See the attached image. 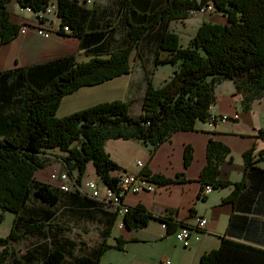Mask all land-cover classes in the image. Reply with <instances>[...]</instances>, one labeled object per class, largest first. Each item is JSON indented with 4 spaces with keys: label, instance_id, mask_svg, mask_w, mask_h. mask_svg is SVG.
Returning <instances> with one entry per match:
<instances>
[{
    "label": "trees",
    "instance_id": "obj_1",
    "mask_svg": "<svg viewBox=\"0 0 264 264\" xmlns=\"http://www.w3.org/2000/svg\"><path fill=\"white\" fill-rule=\"evenodd\" d=\"M53 0H0V46L18 37L21 26L10 19L9 4L16 2L22 8L34 12L45 11ZM57 16L61 27L68 25L71 36L84 38L89 33L93 10L81 5L79 0H57ZM136 0H123L122 19L126 27L123 45L112 51L107 58L100 56L88 62L78 63L73 58L61 59L48 65L22 71L24 89L17 95L16 114L0 120V224L6 214H13L12 230L0 238V264H100L109 249L124 250L127 242L117 239L111 247L103 235V243L90 247L79 241L65 238L69 232L49 231V213H32L27 210L32 199L54 207L65 195H80L75 192L52 189L50 185L37 182L35 173L48 165L47 150L59 149L67 152L62 160L70 174L75 173L77 181L83 184L88 164H93L97 176L108 187L115 188L117 178L111 173L121 168L112 161L105 150V144L113 140H138L144 143L151 154L158 146L168 142L172 135L181 131H194L196 123H208L211 108L215 104V85L218 81H234L240 93L253 99L264 95V0H165L159 15L151 16L142 8L140 18L133 9ZM213 5L216 12L224 14L229 24L203 23L195 38L183 47L180 37L166 31L160 40V48L168 53L164 61L157 64L172 65L173 76L162 87L155 88L148 81V90L143 100L139 117L131 115V103L112 101L75 112L64 118H57L65 97L82 88L103 85L132 72L131 56L136 52L144 36L160 23L184 21L190 12ZM150 17V19H149ZM45 23V19H40ZM151 20V21H150ZM150 21V22H149ZM100 32L104 45L112 43L118 29L111 21ZM229 153L221 143L210 140L208 162L201 174L203 187L214 189L233 187L224 202L237 203V196L249 187L251 171L264 172L253 166L251 153L245 154L246 178L240 183L221 182L220 165ZM193 161L192 149H185V167ZM148 175V171L142 172ZM182 176L175 181L155 175L151 180L159 185L182 182ZM250 189V188H249ZM248 189V191H249ZM85 198L84 196H81ZM34 216L38 220H27ZM38 216V218H37ZM239 216H233L227 234ZM154 217L142 205L129 209L124 217L127 230H143ZM167 231L175 233L185 224L163 219ZM27 243L34 248L23 258L17 257L12 247ZM12 248V249H11ZM200 264H264V250L233 241L221 239V246L201 257Z\"/></svg>",
    "mask_w": 264,
    "mask_h": 264
},
{
    "label": "crops",
    "instance_id": "obj_2",
    "mask_svg": "<svg viewBox=\"0 0 264 264\" xmlns=\"http://www.w3.org/2000/svg\"><path fill=\"white\" fill-rule=\"evenodd\" d=\"M112 5L108 6L107 0H97L93 7L89 8L93 10L89 33L91 30L94 32L87 37L78 38L58 33L60 21L55 18L51 20V24L40 23L34 12L22 8L16 2L9 4L11 21L21 27L30 25L31 28L27 29L26 33L20 32L9 44L0 46V120L16 114L17 99L20 96L17 94L20 89H24L22 71H29L37 66L48 65L65 58H73L78 63H86L97 56L107 58L112 51L123 45L126 36L124 24L122 39L116 30L109 46L104 45V40L100 36V32L106 28L109 20L108 11ZM132 6L138 12V19L141 14L140 6L147 9L152 17L154 16L151 12L155 9V0H136ZM190 21L185 22L183 27L192 28ZM211 23L218 22L211 20ZM200 26L198 24L195 29L198 30ZM158 30L159 27L145 35L150 42L146 43L144 48L140 43L142 47L139 49L142 51L140 50V54L134 57L138 67L132 64V72L119 78L128 81L124 83L128 88L124 87L123 90L126 97L129 95L126 102L132 105L131 97L137 94L140 95L139 97H146L148 81L154 84L155 76L161 72L160 68L168 66L157 64V60L164 61L169 57L164 51L160 55L156 54L154 59L149 57L150 62L146 64L145 53L156 51L161 37L166 32H157ZM153 39L155 43L152 45ZM132 56L131 63H133ZM173 72L174 68L167 74L162 73L163 82H160L159 86L167 83ZM215 95L212 112L229 116L230 120L226 123L219 122L214 128H210L206 122L198 121L194 131L174 133L168 142L158 146L154 154H151L144 143L138 140L111 139L105 144L106 152L121 168L120 171L111 173L113 178L123 173L137 174L144 171L149 172L148 175H143L146 178L158 175L175 181L178 176H182V182L166 185L153 182L155 191L125 195L126 206L133 208L142 205L154 217L147 228L129 231L125 226L120 227L118 224L125 216H121L120 219L111 208L105 207L96 200L83 198L81 195H65L61 192L59 203L54 207L32 199L27 205L28 212L30 214L39 212L41 217L43 213H49L48 218L41 219L50 222L49 231H62L64 228V232H69L65 238L85 243L90 247L98 248L103 243L102 236L105 234H110L107 242L111 247L117 245L118 238L127 242L124 250L106 251L100 264H200L203 255L220 248L223 237L264 250V172L250 170L252 179H249V187L238 194L235 206L231 202H224L233 193L232 186L220 190L213 189L212 193L204 196L205 187L200 179L208 162L210 140L221 143L229 151L220 165L221 182L237 184L245 180L247 153H251L253 166L264 171V95L253 99L249 94L238 92L236 83L231 80L218 81L215 85ZM142 105L139 110L137 109L134 117L141 115ZM131 112L133 113L132 106ZM236 116L238 118H235ZM1 140H3L2 134H0ZM187 146L192 149L193 161L185 167ZM44 156L48 160V165L35 173V180L50 185L56 190L59 182L51 180V176L68 173L62 160L67 156V152L50 149ZM139 162L143 164L142 167L138 166ZM89 181L104 184L91 163L87 166L83 183ZM236 215L239 218L232 225L231 234L228 235L229 224L231 220L233 223V216ZM6 217L0 224L2 229L6 228L4 226ZM195 217L206 218L208 223L204 230L194 231L189 248L185 247V242L175 240V233L168 232L162 223L163 219H169L177 224L191 226ZM13 219L12 224L7 227L8 231L0 233V238L9 235ZM31 219L38 220L34 216H28L27 220ZM93 234L96 241L90 242L89 238ZM3 248L0 246V253L3 252ZM12 248L17 251V257L21 259L34 247L22 243Z\"/></svg>",
    "mask_w": 264,
    "mask_h": 264
},
{
    "label": "rangeland",
    "instance_id": "obj_3",
    "mask_svg": "<svg viewBox=\"0 0 264 264\" xmlns=\"http://www.w3.org/2000/svg\"><path fill=\"white\" fill-rule=\"evenodd\" d=\"M96 1L97 0H95L94 4L96 3ZM122 3H123V0H107L108 6L113 4L112 8H109V11H108L109 21H111L112 24L116 23V26L118 28L117 32L120 34L121 39L124 36V33H123L124 30L122 27L123 25L121 24V22L119 23V21L122 19V14H121ZM94 4H92L88 8H92ZM164 4H165V0H155L156 6H155V9L152 10L151 14H154V17L156 14L159 15L160 9ZM189 20H191L189 23L192 26V28H189L188 26L183 27V25H185V22H187ZM189 20L188 19L184 20V21H177L176 20V21H172L168 24L167 23H160V24L156 25L155 28L157 29L159 27V30L157 32L169 31V32H174V33L178 34V36L180 37L181 45L183 47H187L186 45L190 42L192 37L193 36H194V38L196 37L198 30H196L195 28L198 24L202 25L205 22H208L209 24H218V25H225V26L229 24L227 17L222 13L216 12L215 10L208 11L207 13H205L203 15H197V16H194L193 13L190 12ZM211 20H216V22H218V23H211ZM154 39H155V37H154ZM154 39L152 40V45L155 43ZM148 42H150V40H149V38H147V36H145L141 42L143 44V48H144V45H146V43L148 44ZM142 44H141V47H142ZM140 50L142 51V49H139L138 52H135L134 55L132 56V61H133L132 64H134V66H136V67H138V66L136 65V62L134 61V57L137 56V54L138 55L140 54ZM161 52H162V50L160 48V45L157 46L156 51L154 50L152 53L146 52L145 53V55H147L146 64H148L150 62V60H148L149 57H150L149 59H154L156 54L160 55ZM173 68H176V67H174L172 65L161 67L159 70L161 72H158L157 75L155 76L156 79H155L154 84L156 86L152 83L153 86L155 88L162 87L165 83L162 86L161 85L159 86V83L163 82V80H162L163 75H161V74L162 73L167 74V73L171 72ZM127 82H128L127 79L113 80L111 82H107V83L100 85V86L97 85V86L92 87V88L82 89L81 91H79L78 93H76L73 96H70V97L67 96L63 99L62 104L56 113V116H57V118H64L65 116H70V115H72L78 111L87 110V109L92 108L93 106L98 105V104L100 105V104L109 103L112 101H114V102L115 101H126V98H129V95H127V97H126V93L123 89H124V87L128 88V86H126L127 84L124 85V83H127ZM139 96L140 95L137 94L136 96H132L131 100L128 99L130 101H133L132 102L133 105L131 104L132 109H133L132 115H135V113H137V109L139 110L141 108L143 98H145L144 96H143V98L139 97ZM70 176H76V174L73 173V174H70ZM72 190H76V188H72ZM75 193H78L81 196H84L85 198H90V199L96 200L94 198H91L88 195L86 188L83 189L82 191H78ZM96 202L103 204L105 207L109 208V206L103 202H100L97 200H96ZM6 215H7V217H6V221H5V225H4L6 228H3V229L0 228V233L1 232L2 233L7 232L9 229L7 227H9L12 224V219H13L14 215L9 214V213ZM89 240H90V242H93V241L95 242L96 241L95 234L91 235Z\"/></svg>",
    "mask_w": 264,
    "mask_h": 264
},
{
    "label": "built area",
    "instance_id": "obj_4",
    "mask_svg": "<svg viewBox=\"0 0 264 264\" xmlns=\"http://www.w3.org/2000/svg\"><path fill=\"white\" fill-rule=\"evenodd\" d=\"M79 1L81 5L87 7L91 6L95 2V0H79ZM57 3H58L57 0H53L51 3H49L46 10L41 12L40 11L34 12L31 9L28 10L34 12L35 15L38 17L37 18L38 20L39 18L45 19L46 20L45 23L48 22L51 24V20H53L54 18L59 20L57 16ZM213 8L214 6L209 4L201 8L200 10L197 11L193 10L192 12L194 16L203 15L208 11L214 10ZM29 28H31L30 25L25 27L23 26L20 32L26 33L27 29ZM57 32L60 33L61 35L71 36L72 34V30L68 25L62 28L61 24ZM212 109L213 107L211 108V116L209 117V121L207 123L210 128H214L216 124L219 122L226 123L230 120L229 116L222 114H215L212 112ZM235 118H238V116H236ZM138 166L142 167L143 164L139 162ZM117 179H118L117 186L112 189L106 186L105 184L102 185L96 181H89L87 183L81 184L77 181L76 176H70L69 172L54 174L51 176V180L59 182L58 188L61 191L78 192L86 188V191L91 198H94L97 201L107 204L109 208H111V210H113L116 213V215L121 219L122 209H126V210L130 209V207L126 206V203L124 202L125 195L129 193L136 194L141 191L142 192L155 191V184L153 183L151 178L148 177L146 178L145 176H143V173H137V174L123 173L120 176H118ZM72 188H76V190H72ZM213 189L214 188L212 185L205 186L203 192L204 196H207L208 194L212 193ZM124 221H125L124 219H121V221H119L120 224L119 226L124 227L125 226ZM207 223L208 220L206 218L195 217L194 222L192 223L191 226L185 225L186 227L185 247L187 248L190 247L194 231L204 230L207 226ZM175 237L177 238V231L175 232Z\"/></svg>",
    "mask_w": 264,
    "mask_h": 264
},
{
    "label": "bare ground",
    "instance_id": "obj_5",
    "mask_svg": "<svg viewBox=\"0 0 264 264\" xmlns=\"http://www.w3.org/2000/svg\"><path fill=\"white\" fill-rule=\"evenodd\" d=\"M128 213H129V210L122 209L121 216H125ZM185 238H186V227L183 226L182 229L177 233L176 240L178 242H185Z\"/></svg>",
    "mask_w": 264,
    "mask_h": 264
}]
</instances>
